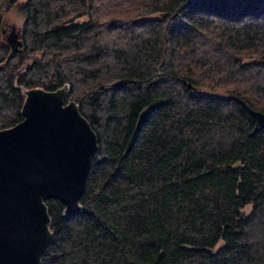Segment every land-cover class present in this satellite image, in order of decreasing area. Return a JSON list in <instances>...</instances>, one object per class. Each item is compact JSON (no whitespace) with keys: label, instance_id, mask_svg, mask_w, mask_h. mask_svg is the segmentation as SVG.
I'll return each mask as SVG.
<instances>
[{"label":"trees","instance_id":"16d2710c","mask_svg":"<svg viewBox=\"0 0 264 264\" xmlns=\"http://www.w3.org/2000/svg\"><path fill=\"white\" fill-rule=\"evenodd\" d=\"M263 57L264 0H0V127L69 81L98 133L42 264H264V127L233 96L264 110Z\"/></svg>","mask_w":264,"mask_h":264},{"label":"water","instance_id":"95a60500","mask_svg":"<svg viewBox=\"0 0 264 264\" xmlns=\"http://www.w3.org/2000/svg\"><path fill=\"white\" fill-rule=\"evenodd\" d=\"M13 38L12 51L23 43L17 32ZM69 91V81L52 89L28 87L23 118L0 127V264H42L53 236L48 198L61 200L65 214L82 209L81 197L99 142ZM233 96L254 116L252 131L263 128L264 110L238 94ZM147 112L146 107L141 110L137 131Z\"/></svg>","mask_w":264,"mask_h":264},{"label":"flooded vegetation","instance_id":"af4514ba","mask_svg":"<svg viewBox=\"0 0 264 264\" xmlns=\"http://www.w3.org/2000/svg\"><path fill=\"white\" fill-rule=\"evenodd\" d=\"M2 30L10 46L14 44L13 36L16 32L19 34V37H21V26L16 23L11 24L8 22V20H5V25L3 26Z\"/></svg>","mask_w":264,"mask_h":264},{"label":"rangeland","instance_id":"374dc122","mask_svg":"<svg viewBox=\"0 0 264 264\" xmlns=\"http://www.w3.org/2000/svg\"><path fill=\"white\" fill-rule=\"evenodd\" d=\"M6 20H8V22L11 24L16 23L19 26H21L22 22L24 20V14L20 10H18V8L16 7V8H13L12 10L6 12Z\"/></svg>","mask_w":264,"mask_h":264}]
</instances>
